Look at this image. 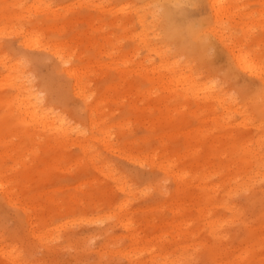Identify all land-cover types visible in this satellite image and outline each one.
Masks as SVG:
<instances>
[{
	"label": "rangeland",
	"instance_id": "374dc122",
	"mask_svg": "<svg viewBox=\"0 0 264 264\" xmlns=\"http://www.w3.org/2000/svg\"><path fill=\"white\" fill-rule=\"evenodd\" d=\"M150 1L0 0V53L30 38L76 78L68 104L27 82L61 134L15 111L5 67L25 75L0 61V264H264V81L232 57L264 63V0H224L221 18ZM185 12L211 23L210 58L185 46Z\"/></svg>",
	"mask_w": 264,
	"mask_h": 264
},
{
	"label": "snow or ice",
	"instance_id": "6c2138e0",
	"mask_svg": "<svg viewBox=\"0 0 264 264\" xmlns=\"http://www.w3.org/2000/svg\"><path fill=\"white\" fill-rule=\"evenodd\" d=\"M171 22L179 26L176 17L173 16ZM205 27L211 28L212 25L210 22L208 25H197L190 32L185 46L207 59L214 54L217 45L211 32L204 31ZM37 47H39V38H37ZM47 51L48 49H44L42 52L29 50V46L22 37L19 47L9 48L7 44L5 45L4 50L0 53V61L4 64L16 62L23 70L25 79L30 85H34L39 91L49 96L53 103L68 104L71 99V80L67 78L65 70L70 65L62 55L57 63L51 56L44 54ZM245 71L253 74L258 73L261 80L264 81V63L259 68L248 65ZM258 95L261 104H264V83L260 85Z\"/></svg>",
	"mask_w": 264,
	"mask_h": 264
},
{
	"label": "bare ground",
	"instance_id": "6f19581e",
	"mask_svg": "<svg viewBox=\"0 0 264 264\" xmlns=\"http://www.w3.org/2000/svg\"><path fill=\"white\" fill-rule=\"evenodd\" d=\"M166 0H164V2H165ZM172 1V0H171ZM176 2H180L181 0H175ZM185 1H187L188 2V0H185ZM191 1V0H190ZM194 2L193 3H195V2H197V1H199V0H193ZM150 2H154L153 0L152 1H150ZM155 2H159V1H155ZM168 2V1H167ZM208 3H209V6H210V9H211V11L212 12H214V15L215 16H219V18H221V16H223V15H225V14H228V13H231V12H228L229 11V9H231V6H228L227 7V9L226 8H224V6H223V4H224V0H208L207 1ZM230 2H231V0H230ZM163 3V2H162ZM183 3V2H182ZM185 3V2H184ZM200 3V2H199ZM232 3V2H231ZM153 4V3H152ZM196 4V3H195ZM144 5V4H143ZM168 5V4H167ZM188 5V4H187ZM190 5V4H189ZM156 6V5H155ZM164 6V5H163ZM191 6V5H190ZM158 9V8H157ZM161 9V8H160ZM159 9V10H160ZM163 9V8H162ZM181 9V8H180ZM142 10V9H141ZM187 10V9H186ZM158 11V10H157ZM166 11V10H165ZM155 12V11H154ZM153 12V13H154ZM183 12L184 11H180V12H177V10H176V13H175V16H180V15H182L183 14ZM211 12V13H212ZM164 13V12H163ZM138 14V13H137ZM158 14H160V13H158ZM186 14V15H185ZM185 14H184V16H183V18H182V22H183V26H185L184 28H187V29H189V30H194L195 29V25L192 23V20H191V14L190 13H188V12H185ZM157 14H155V17H157L156 16ZM162 15H164V14H162ZM138 16H140L141 17V14H139ZM154 16V14H152V17ZM166 16H167V18H168V20L171 22V19H172V17L174 16V13H173V10L172 9H170L168 12H166ZM174 16V17H175ZM160 17V16H159ZM159 17H157V18H159ZM177 18V17H176ZM218 17L215 19V17H214V22H215V20L216 21H218V19H219ZM141 19H142V21L141 22H143V19H144V17L142 18L141 17ZM140 19V20H141ZM153 19V18H152ZM160 19V18H159ZM166 19V18H165ZM178 19V18H177ZM136 20V19H135ZM138 20V19H137ZM153 20H155V18L153 19ZM157 20V19H156ZM162 20V19H161ZM159 21V20H158ZM202 21V20H201ZM140 22V21H139ZM140 22V23H141ZM157 22V21H156ZM137 23H138V21H137ZM160 23V22H159ZM201 23V22H200ZM142 24V23H141ZM140 24V25H141ZM202 24V23H201ZM139 25V24H138ZM158 25V24H157ZM199 25V24H198ZM144 26V25H143ZM182 26V25H181ZM181 26L179 25V26H177V25H174V24H172V22L170 23V27H171V29H176V30H179L180 31V29H181ZM149 27V26H148ZM141 28V27H140ZM163 28H165V27H163ZM184 28H183V30H184ZM142 29V28H141ZM147 29V32H149V28H146ZM145 29V30H146ZM170 29V30H171ZM221 29V28H220ZM151 30V29H150ZM157 30V29H156ZM152 31V30H151ZM163 31V30H162ZM187 31V30H186ZM222 31V30H221ZM158 32V31H157ZM185 32V31H184ZM206 32V31H205ZM213 33H214V29H213V31H212ZM211 32V33H212ZM216 32V31H215ZM160 33H162V32H160ZM159 33V34H160ZM148 34V33H147ZM177 34H178V32H177ZM181 34V33H180ZM146 35V34H145ZM158 35V34H157ZM161 35V34H160ZM162 35H163V33H162ZM169 35H170V33H169ZM176 35V34H175ZM218 35H220V33L218 34ZM173 36V35H172ZM181 36H182V34H181ZM221 36V35H220ZM220 36H218V37H220ZM146 37H147V35H146ZM223 37V36H222ZM222 37H220V38H222ZM173 38V37H172ZM177 38V37H176ZM186 38V37H185ZM219 38V40H221ZM186 39H188V38H186ZM31 40L32 39H30V38H24V42L25 43H31ZM174 40V39H173ZM178 40V39H177ZM34 41V40H33ZM175 41H176V39H175ZM181 41H182V39H181ZM180 41V42H181ZM34 42H36V41H34ZM221 42H223V41H221ZM168 43V42H167ZM175 43V42H174ZM34 44H36L37 45V43H34ZM143 44V43H142ZM155 44V43H154ZM177 44V43H176ZM180 44V43H179ZM184 44V43H183ZM146 45V44H145ZM169 45V44H168ZM175 46H177V45H174V47ZM182 46V45H181ZM155 47V46H154ZM170 47V46H169ZM153 48V47H152ZM158 48V47H157ZM161 48H162V45H161ZM160 48V49H161ZM177 48H179V47H177ZM188 48V47H187ZM230 48V47H229ZM160 49H158V51L160 50ZM165 49V48H164ZM182 50L184 49V48H181ZM180 49V50H181ZM162 50V49H161ZM179 50V49H178ZM230 50H232L231 48L229 49V51ZM152 51H155V50H152ZM163 51V50H162ZM165 51V50H164ZM184 51H186V50H184ZM181 52H183V51H181ZM188 52V51H187ZM193 52V51H192ZM232 52V51H231ZM230 52V53H231ZM159 53V52H158ZM187 54V53H186ZM195 54V53H194ZM233 54V53H232ZM231 54V55H232ZM160 55V54H159ZM161 55H162V53H161ZM160 55V56H161ZM236 55V54H235ZM190 56V55H189ZM188 56V57H189ZM199 56V55H198ZM233 58H235V60L237 61V65L236 66H238V68L239 67H242L243 68V70L248 66V65H252L250 62H249V60L247 59V57L246 56H243V55H238V57H234V56H232ZM160 58H163V55L160 57ZM193 58H195V57H193ZM197 58V57H196ZM232 58V59H233ZM199 60V59H198ZM194 61V60H193ZM234 61V60H233ZM235 61V62H236ZM14 66H7V67H5V69H6V72L9 74H6V76H5V78H6V80L5 81H8L9 83H7L6 85H10V87L12 86L13 87V89H14V91H16V100H15V104H16V109H15V111L16 112H18L23 118H25V119H27V120H29L30 121V123L31 124H33V125H35V126H40L41 128H50L51 127V129L52 130H54L55 132H58V133H63L64 132V126H65V124H64V122L62 121V120H60V119H58V118H56L55 119V121H53V122H49V119L50 118H53V117H51V116H49L50 115V113L51 112H47V109L42 105V103L38 100V97H37V94L35 95V93H33L32 92V90L30 89V87L28 86V84H27V81L24 79L23 80V78H24V76H23V78H22V76L20 77V75L18 74V75H13V70H14V68H13ZM231 71V70H230ZM245 71V70H244ZM66 72H68L70 75H72L71 77H74L75 78V70H73V69H68L67 71H65V73ZM19 73V72H18ZM21 74V73H20ZM22 75V74H21ZM66 75H68V74H66ZM69 75V76H70ZM182 78V77H181ZM76 79V78H75ZM185 80L183 81L184 83H185V87H187V88H185V91H184V89H183V91L184 92H189V93H191V91L194 93L193 95L196 97V96H198L199 94L198 93H201V95H203L204 97H202V96H200V97H202L203 99L204 98H206V99H213L215 102L217 101V102H221L222 100H220L219 101V99H220V97L219 96H221V95H217V93L215 94L214 93V86H205L204 84H200V83H197V82H195V81H191V78L190 77H187V78H184ZM208 85V84H207ZM209 85H210V83H209ZM82 89V88H81ZM80 91H82V90H80ZM36 92V91H35ZM196 94H198V95H196ZM219 94V93H218ZM186 95V94H185ZM191 96H192V94H191ZM193 97V96H192ZM194 97V98H195ZM43 98V97H42ZM193 98V99H194ZM222 98V97H221ZM205 99V100H206ZM223 101H224V99H223ZM221 104H223V102L221 103ZM49 108V107H48ZM25 119H24V121H25ZM201 212V211H200ZM212 219V218H211ZM220 221V220H219ZM224 222V221H223ZM215 223V222H214ZM217 223V222H216ZM212 223L210 222L209 223V225H211ZM220 224V223H219ZM210 230H211V227H210Z\"/></svg>",
	"mask_w": 264,
	"mask_h": 264
}]
</instances>
